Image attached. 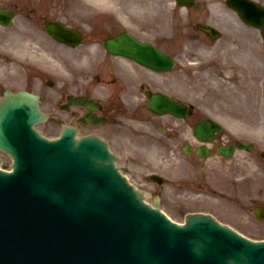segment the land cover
Segmentation results:
<instances>
[{
	"label": "water",
	"instance_id": "obj_1",
	"mask_svg": "<svg viewBox=\"0 0 264 264\" xmlns=\"http://www.w3.org/2000/svg\"><path fill=\"white\" fill-rule=\"evenodd\" d=\"M19 109L14 102L0 110V147L16 159L15 171L0 169V194L8 198L0 203L13 206L14 220L23 222L17 238L26 247L79 255L87 264H207L209 255L221 264H264V243L206 215L171 222L143 201L106 149L107 155L93 142L49 141L32 130L34 115Z\"/></svg>",
	"mask_w": 264,
	"mask_h": 264
},
{
	"label": "flooded vegetation",
	"instance_id": "obj_2",
	"mask_svg": "<svg viewBox=\"0 0 264 264\" xmlns=\"http://www.w3.org/2000/svg\"><path fill=\"white\" fill-rule=\"evenodd\" d=\"M84 5L76 0H0V8H5L14 13L17 22H20L21 26V38L23 39V45L27 46L30 43V39L36 34H40L37 43L36 50L40 53L51 50L50 40L47 38L46 29L50 21H62L67 26L80 29L83 32L84 38H95L102 41V34L100 32L86 34L84 28L80 27L76 22L84 23L85 20H79L81 14L78 10L83 8ZM105 17V15H103ZM103 23H108V20L104 18ZM26 27V28H25ZM115 29L112 26L105 27V30ZM151 30V26L146 25L145 30ZM24 30V32H23ZM141 30L144 33L147 31ZM122 31H116L114 33L108 34L105 37L114 35ZM9 38V37H8ZM7 38V39H8ZM60 48L65 52V55L69 57L70 60H64L65 64L69 66V71L73 75L75 72L79 75L78 80L75 81L71 86L67 88V84L62 87L55 96V108L61 111L63 105L67 102V96L70 93H77L87 96L99 97L102 102V109L98 113L101 116L107 117L108 122L106 124L100 125L97 128L103 133V136L115 143L117 149H119L117 142L119 136H121V117H127L130 115H135L146 108L145 101H137L140 96L135 94L136 89L141 82L139 89L146 90L145 85H149L154 82V77L148 74H142L141 80L137 73H134L138 69V65L133 60L124 56H115L103 52L101 56L102 43L99 41L95 43L97 51L94 53L93 60L96 63L95 70L90 73L89 70L80 66L78 69L75 68V60L85 59L88 57L89 46H84V43L78 45L77 47L70 46L65 43H61ZM104 49V48H103ZM56 50V49H55ZM105 50V49H104ZM23 52L21 67V79L25 83V87L36 89V87H29L27 84L28 77L26 75L30 74L31 83H36V78L38 74L32 73V52L28 48H21ZM57 51V50H56ZM58 53V52H57ZM114 58H117V62L114 63ZM104 59V60H103ZM103 60L99 64L97 62ZM24 73V76L22 75ZM1 90V85H0ZM75 90H77L75 92ZM68 114L70 123H77L79 117L85 112V108L78 106L76 108L74 105L69 106L68 111H64ZM171 117L168 124V139L172 141L175 145H179L183 141V136L185 135L186 129V119L190 120V117L184 119H176V117ZM194 117V116H191ZM195 118V117H194ZM194 120V119H193ZM190 121V123L193 122ZM92 127L91 125L82 126L79 125V130H85L86 128ZM96 129V128H91ZM92 130H89L91 132ZM109 141V142H110ZM184 145V142L182 146ZM121 150V149H119ZM259 171L263 173L262 163L256 165ZM250 167L249 157H244L239 166L240 170L243 171L245 168ZM247 191H250V186H246ZM261 192L264 191L263 188L260 189Z\"/></svg>",
	"mask_w": 264,
	"mask_h": 264
},
{
	"label": "rangeland",
	"instance_id": "obj_3",
	"mask_svg": "<svg viewBox=\"0 0 264 264\" xmlns=\"http://www.w3.org/2000/svg\"><path fill=\"white\" fill-rule=\"evenodd\" d=\"M242 35L244 33L242 32ZM227 39L224 41H219L217 44L224 42L226 43ZM205 58L210 60V57L205 56ZM211 61V60H210ZM195 68L194 66H191ZM214 70H212L209 74L212 76L214 75ZM207 74L210 77V82H215L216 77H212L211 75ZM190 83V82H188ZM206 82L203 84L201 83V88L206 89ZM262 89V88H261ZM262 104H264V95L259 98ZM203 105H213L215 102L210 103L207 99L200 100ZM215 107V106H210ZM44 129L48 132H53L52 127L47 124L44 126ZM138 153L142 156V162L144 163V169L137 170V175H134L133 179L138 183V185L150 192L153 191L149 195V200L152 201L156 195H160L161 197V207L164 209L168 214H170L174 219L178 221H184L185 215L198 210H204L212 212L217 218L222 220L223 222L229 223L238 230L242 231L244 234L253 237V238H263L264 237V224L256 220L254 216H246L243 214V210L235 204L234 207L233 203L230 201H226L222 199L220 196H214V193L203 194L201 192H187L183 190H176L172 191L169 190L167 185H163L157 187L154 185L155 183H151L150 181L145 182L141 175H146L151 171H159L163 175L167 176V173L164 171L163 166L165 164V158L162 155V152L157 150L149 152L147 154L142 153V151H138ZM149 180V179H148ZM243 212H242V211Z\"/></svg>",
	"mask_w": 264,
	"mask_h": 264
}]
</instances>
